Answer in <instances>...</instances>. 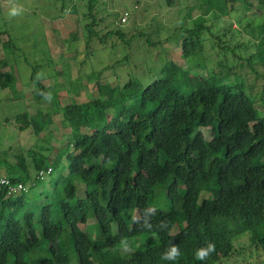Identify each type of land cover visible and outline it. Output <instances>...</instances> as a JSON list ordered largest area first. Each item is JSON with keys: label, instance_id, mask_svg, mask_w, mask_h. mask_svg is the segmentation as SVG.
I'll return each instance as SVG.
<instances>
[{"label": "trees", "instance_id": "obj_1", "mask_svg": "<svg viewBox=\"0 0 264 264\" xmlns=\"http://www.w3.org/2000/svg\"><path fill=\"white\" fill-rule=\"evenodd\" d=\"M73 1H81L82 10L60 5L59 20L77 17L66 41L84 43L77 76L65 87H48L33 68V98L51 107L6 119L19 142L0 152L6 167L0 175V264H173L162 259L173 242L181 251L175 264H230L245 251L237 246L245 236L262 257L264 105L259 102L264 103V94L253 96L255 87H247L239 70L264 64L263 52L259 46L247 57L238 56L239 47L253 49L248 45L255 41L248 37L254 31L245 34L247 43L231 39L232 27L218 25L240 3L249 12L255 5L264 10V0H203L196 17L188 8L191 0H185L175 29L179 35L165 39L158 24L146 32L136 22L140 2L126 6L123 14L108 0ZM166 4L174 6V0ZM255 17V25L264 28ZM6 35L0 31L5 51L13 43L11 37L4 42ZM172 41L176 45L169 47ZM207 42L212 55H207ZM114 48L124 52L117 60L99 69L86 67L96 51ZM142 49L165 54L144 83L133 72ZM123 68L129 73L126 81L117 73ZM108 75L115 76V85L103 84ZM15 80L10 71L0 70V89L15 90ZM92 83L98 97L63 104L62 91L88 94ZM57 115L70 130L69 140L58 148L51 134L45 135ZM24 132L46 146H22ZM55 172L52 188H40ZM161 190L169 209H150ZM202 194L206 197L199 204ZM90 219L96 222L95 240L80 227ZM149 235L156 236L155 244L124 253ZM208 242L215 243V253L196 260V250Z\"/></svg>", "mask_w": 264, "mask_h": 264}, {"label": "rangeland", "instance_id": "obj_2", "mask_svg": "<svg viewBox=\"0 0 264 264\" xmlns=\"http://www.w3.org/2000/svg\"><path fill=\"white\" fill-rule=\"evenodd\" d=\"M115 5H118L120 11L126 10V6H130L132 3L140 2L139 10L137 15H135L136 22L149 32L156 27L158 24L163 28L160 37L162 39L172 36V34H178L175 30L177 19L179 18L178 12L183 11V6L185 0H174V6H169L166 4V0H108ZM203 0H191L188 8L190 7L193 11V16L196 17L200 15L201 9L200 4ZM81 1L79 4L73 0H2L0 2V31H6V39L11 37L13 43L10 44L11 49L5 51L4 47L0 44V70L3 72L10 71L16 77V88L11 89H0V152L8 149L9 145H17L19 141L16 140L14 133L18 131L6 121L7 118H13L20 113L28 111L31 114H35L39 108L47 110L51 107V102L46 104H40V102L33 98L32 90L33 83L31 81L32 69L38 70L37 77L44 80V84L48 87L52 85L63 84L65 87L66 83L73 80L77 76V70L79 69V64L85 60L84 43L76 42L74 44H66L69 39L71 32L75 30V16H66L65 19L59 18L63 15L60 5H69V8L78 9L81 8ZM22 6L23 12L21 15L12 18L9 16L10 9L13 6ZM245 6L240 3L237 10L232 13L230 17L226 16L221 18V23L218 25L221 29L226 26L230 30L231 39L232 36H236L238 40L243 39L248 41L246 38V33L254 31V36H249V39H253L255 43H251L248 46L253 47V49H245L239 47L238 56H248L251 55L257 48H260L263 52L262 58L264 59V41L259 39L261 34H264V28L258 27L257 18L258 16L260 22L264 21V10L254 6V11H247ZM187 10V8H186ZM252 13V14H251ZM257 13V15H253ZM124 14V12H123ZM246 14L247 16H245ZM254 16V17H253ZM131 26L124 27L125 31H128ZM134 31V30H130ZM149 34V33H148ZM179 35V34H178ZM8 36V37H7ZM155 37H157L155 35ZM263 43V44H262ZM176 45L174 41L168 44L169 47ZM231 45H237L235 42H231ZM260 46V47H259ZM17 47V51L14 48ZM211 44L206 43V52L208 54H213L211 51ZM257 51V50H256ZM78 52V53H75ZM97 52V51H96ZM91 57L87 63V68L99 69L103 66L108 65L110 62L117 60L124 53L122 48L108 49L104 51L97 52ZM147 52V53H146ZM144 53L143 49L135 56L134 66L136 68V76L141 79L144 83L149 76V71L152 67L158 66L162 59H165V54L156 56V51H149L148 49ZM154 52V53H153ZM152 54L151 57H149ZM76 54L75 60H73V55ZM158 57V58H157ZM231 57V56H230ZM213 59H216L214 57ZM7 62V66L3 68L4 62ZM255 61L259 63V60L255 58ZM201 64L205 62L201 61ZM212 65H214L212 63ZM254 71H252L250 65L246 66L243 70H239L242 74L240 78L244 79L247 87H255L252 92L253 96H262L264 94V64H257L254 66ZM117 73L121 76L122 81L128 79V69H118ZM185 74V73H184ZM257 78V79H256ZM187 79V77H186ZM185 79V80H186ZM187 81V80H186ZM185 81V82H186ZM59 83V84H58ZM103 84L107 87L116 84V79L114 75H108L104 79ZM67 86V85H66ZM18 96V97H17ZM99 96L96 85L94 83L89 86V93L85 91L73 95L71 91L66 89L60 93L63 104H66L68 100L75 99L78 102H85L88 98H96ZM26 99V101H25ZM259 104L264 105L262 101ZM61 115L54 117V126L47 129L45 135L51 134L53 140L52 145L55 147H60L64 145L69 140L70 130L65 129L60 124ZM205 135L209 138V133L204 130ZM44 135V136H45ZM20 141L22 146L35 148L46 146V142L43 140H37V137L31 132H24L20 134ZM12 143V144H10ZM0 175L6 173V167L3 164V155H0ZM12 160V161H11ZM13 162L15 159H11ZM7 175V174H5ZM59 173L55 172L51 177H47L43 181L42 186L45 191L49 190L52 182L58 177ZM76 179V178H75ZM80 190L84 188L82 183H78ZM206 197L202 194L199 198V204L202 203L203 199ZM150 209H169V201L166 197L164 190L159 191L158 197L152 201L150 204ZM136 211L133 212L135 216ZM96 222L90 219L86 224H82L80 227L83 231H88L90 237L95 240L98 237L96 232ZM179 232V227L176 226L173 229V233ZM157 242L155 235H149L147 237L140 238L136 241V244H131L129 248L124 250V253L130 252V248H147ZM249 237L245 236L237 242V246L246 248L241 256H239L238 261L233 259L230 264H264V254L259 257L256 254L255 248L249 247Z\"/></svg>", "mask_w": 264, "mask_h": 264}, {"label": "clouds", "instance_id": "obj_3", "mask_svg": "<svg viewBox=\"0 0 264 264\" xmlns=\"http://www.w3.org/2000/svg\"><path fill=\"white\" fill-rule=\"evenodd\" d=\"M23 12L22 6H13L10 9L9 16L15 18L21 15ZM146 227L151 228V225H146ZM216 251V245L213 242H208L206 245L198 248L195 253V259L198 261L207 260ZM181 257V251L177 244L174 242L169 245L162 255V259L173 262H177Z\"/></svg>", "mask_w": 264, "mask_h": 264}, {"label": "built area", "instance_id": "obj_4", "mask_svg": "<svg viewBox=\"0 0 264 264\" xmlns=\"http://www.w3.org/2000/svg\"><path fill=\"white\" fill-rule=\"evenodd\" d=\"M0 2H1V0H0ZM126 20H127V15L125 14L124 17L122 18V22L125 23ZM50 171H51V170H49L48 173H50ZM19 189H21V187H19Z\"/></svg>", "mask_w": 264, "mask_h": 264}]
</instances>
